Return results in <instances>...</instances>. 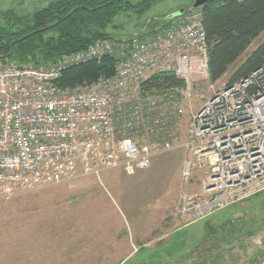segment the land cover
<instances>
[{
  "label": "built area",
  "instance_id": "built-area-1",
  "mask_svg": "<svg viewBox=\"0 0 264 264\" xmlns=\"http://www.w3.org/2000/svg\"><path fill=\"white\" fill-rule=\"evenodd\" d=\"M105 58L115 61L113 75L62 86L69 68ZM165 73L182 87L145 90L146 81ZM215 83L200 7L153 31L99 39L46 64L0 62V199L100 180L115 169L134 174L180 148L183 184L198 171L206 176L201 192L180 196L179 218L192 223L249 200L264 191V64L231 84ZM202 85L212 92L193 110ZM186 117L188 138L177 144Z\"/></svg>",
  "mask_w": 264,
  "mask_h": 264
},
{
  "label": "rangeland",
  "instance_id": "rangeland-1",
  "mask_svg": "<svg viewBox=\"0 0 264 264\" xmlns=\"http://www.w3.org/2000/svg\"><path fill=\"white\" fill-rule=\"evenodd\" d=\"M52 1L0 0V15L12 10L31 17ZM195 2L159 0L144 14L120 13L109 31L130 39L152 27L160 28ZM263 40L264 33L238 64ZM232 71L216 82L215 88L227 83ZM211 92L208 85L199 87L193 110L200 108ZM188 121L186 117L177 144L188 138ZM185 159V151L175 148L154 160L149 169L131 175L115 169L103 173L100 180L80 178L10 200L0 199V264H201L200 253L209 244L190 252L201 242L207 224L215 227L224 217L238 219L244 228L238 231V225L234 227L233 236H240L235 243L224 246L225 242L219 241V252L229 249L220 264H258L264 256V191L189 223L177 216L179 198L183 193L201 192L206 175L198 171L184 185ZM175 219L187 227L168 243L164 234L174 229Z\"/></svg>",
  "mask_w": 264,
  "mask_h": 264
},
{
  "label": "trees",
  "instance_id": "trees-1",
  "mask_svg": "<svg viewBox=\"0 0 264 264\" xmlns=\"http://www.w3.org/2000/svg\"><path fill=\"white\" fill-rule=\"evenodd\" d=\"M158 1L54 0L31 17L7 11L0 15V54H12L0 62L16 61L21 65L38 66L52 62L63 54L84 50L99 39L127 40L110 33L109 27L114 18L123 12L144 14ZM200 8L209 44L212 82L220 81L233 69L228 81L231 84L264 64V40L238 64L253 42L264 33V0H206ZM54 22H58L55 27L39 31ZM151 29L154 30L153 27ZM114 71L115 61L112 58L89 61L66 70L61 84L64 87L85 85L101 76H111ZM144 85L147 91H162L182 87L183 83L173 73H165L152 76ZM237 225L238 231H242V222L229 217H224L215 227L207 224L201 242L190 254L207 242L209 247L200 253L201 264H220L225 260L224 251L229 249L219 252L222 250L219 241L225 242L224 246L235 243L236 238L238 241L240 236H233Z\"/></svg>",
  "mask_w": 264,
  "mask_h": 264
},
{
  "label": "crops",
  "instance_id": "crops-1",
  "mask_svg": "<svg viewBox=\"0 0 264 264\" xmlns=\"http://www.w3.org/2000/svg\"><path fill=\"white\" fill-rule=\"evenodd\" d=\"M260 38V37H259ZM147 170V169H146ZM131 175V174H130ZM177 219H175V221H176ZM187 224H185L183 221H179V220H177L176 221V223H175V227H174V229H169L167 232H165V234H164V237H166V236H168V237H166L167 239V241H168V243H170V242H172L173 240H172V238H173V236L174 235H176V233L178 234L181 230H183V228H185V227H187L186 226ZM165 240V239H164ZM166 241V242H167ZM167 248H170V245L167 247ZM167 264H170V263H167Z\"/></svg>",
  "mask_w": 264,
  "mask_h": 264
},
{
  "label": "water",
  "instance_id": "water-1",
  "mask_svg": "<svg viewBox=\"0 0 264 264\" xmlns=\"http://www.w3.org/2000/svg\"><path fill=\"white\" fill-rule=\"evenodd\" d=\"M205 2H206V0H196V2L190 7V9H195V8L201 7ZM72 12H73V11H72ZM72 12H71V13H72ZM71 13H70V14H71ZM57 24H58V22L51 23V24H49V25H47V26L41 28L39 31H41V32H42V31H47V30H49V29L55 27ZM18 41H20V39H19ZM13 43H14V42H13ZM13 43H12V44H13ZM11 54H12V52L8 53L7 55H1V54H0V60L5 59V58H9V57L11 56Z\"/></svg>",
  "mask_w": 264,
  "mask_h": 264
}]
</instances>
